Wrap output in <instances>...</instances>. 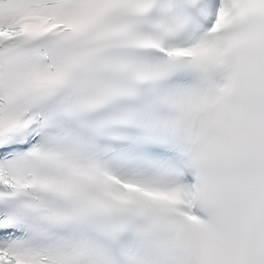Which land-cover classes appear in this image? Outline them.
I'll return each instance as SVG.
<instances>
[{"label":"snow or ice","instance_id":"1","mask_svg":"<svg viewBox=\"0 0 264 264\" xmlns=\"http://www.w3.org/2000/svg\"><path fill=\"white\" fill-rule=\"evenodd\" d=\"M0 264H264V0H0Z\"/></svg>","mask_w":264,"mask_h":264}]
</instances>
